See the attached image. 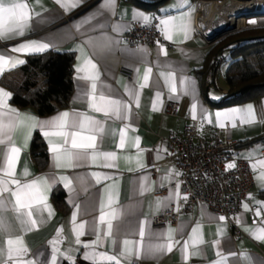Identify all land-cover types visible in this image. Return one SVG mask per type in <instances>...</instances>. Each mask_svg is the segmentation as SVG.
<instances>
[{
    "label": "crops",
    "instance_id": "1",
    "mask_svg": "<svg viewBox=\"0 0 264 264\" xmlns=\"http://www.w3.org/2000/svg\"><path fill=\"white\" fill-rule=\"evenodd\" d=\"M197 1L169 0L155 11L146 7L147 4H154L155 0H115L111 9L104 7L105 0H79L74 8H66L62 4L75 3L77 0H60V3L57 0H9L27 4L30 20L23 36L9 34L6 38H0V55L26 62L29 56L52 50L75 54L74 93L68 108L47 117H39L31 108L18 109L12 105L11 98L7 101L9 107L22 116L27 114L39 121L52 119L63 112L92 116L103 127V131L96 133L95 151L115 153L116 158L106 161L103 156H98L93 161L89 150L88 157L74 161V166L57 168L49 138L43 135L39 127L31 129L26 143L28 130L19 128L14 131L12 139L21 148L16 176L22 181L49 178L51 187L46 193V202L51 208V215L47 209L40 211L43 205H34L33 219L37 223L30 226L27 217L21 215L18 219L11 203H8L0 211V216L9 226L8 231L0 233V249L6 248L9 236L21 237L28 248L24 259L34 261V264H51L52 242L57 241V264H93L84 259V253L92 251L84 245L96 241L98 231L100 242L95 248L96 252L115 254L118 248H123L125 239L136 242L139 255L121 258V264H217L221 256L227 258L226 264H264V241L256 239L252 232L246 230L264 228V180H261V174H264V97L219 107L214 103L224 98L228 92L227 84L216 90H213L214 86L208 87L207 97L203 94L196 71L205 65L211 45L197 34L200 29L207 36L200 26ZM138 14H143L150 20L146 22ZM156 16L163 36L162 42L134 47L124 43L122 36L129 30L132 22L151 23ZM170 18H175L177 27L172 32V38L168 39L162 30L161 21ZM185 24L189 28L187 38L179 30ZM236 24L237 28L264 26V14L242 17ZM29 42L46 43L49 47L42 52L12 51ZM88 59L96 65L95 71L99 73V80L96 81L98 93L103 91L128 104L126 118L105 116L89 107L87 93L91 90V82L81 77L93 70L87 68L86 71H77L78 68H85V61ZM23 64L6 68L0 73V79L6 72ZM120 68L133 72V78L129 79L121 74ZM147 68H151L152 73L148 85L141 89L139 84L143 82ZM168 73L174 75V93L169 89V84L173 81L165 79ZM185 79L190 84L181 82ZM129 88L138 91V104L130 97ZM0 89L10 92L1 84ZM168 102L180 104L178 117L164 114ZM193 103L197 105L196 119L192 117ZM248 105H252L255 115L252 122L243 123L239 118L235 121L221 118L217 122L215 113L233 108L245 109ZM204 115L208 119H204ZM220 124L224 126L221 127ZM189 125L196 126L198 136L206 140L215 136L233 140L236 143L234 155L251 165L254 186L241 210L230 220L212 212L205 205H199L192 213L181 216L177 224L155 227L153 217L165 212L181 199L180 192L178 197L174 196L177 188H170L176 180L178 167L167 150L166 138L171 133L182 135ZM121 129L126 131L125 145L122 148L119 147ZM36 132L42 135L50 156L48 168L42 172L31 154V142ZM136 137L140 140L139 148L134 146ZM51 139L59 142L56 137ZM4 152L5 148L0 146V160L3 159ZM105 164L112 166L106 167ZM25 171L28 173L26 176L23 175ZM93 173L100 174L99 182ZM61 177L71 181V188L65 187V181ZM56 188H62L65 192V201L69 206L67 215L60 214L53 201L52 195ZM160 189H165V194L154 196V191ZM109 197L111 204L108 202ZM158 201L162 203L158 204ZM102 202L104 213H115L111 238L104 235L107 231L106 224L99 223ZM257 212L260 214L257 215ZM74 213L75 224L72 221ZM220 217L224 219L220 220ZM108 218L106 216V220ZM81 222H86L85 234L80 237L81 243L77 244L73 228ZM197 226L204 243L197 245L199 255L190 254L185 260L183 244L189 241L193 228ZM141 227L144 229L143 238L139 235ZM170 230L175 242L172 250L149 253L148 247L164 243ZM112 240L116 241L115 245ZM189 244L191 253L193 248L190 241ZM218 252L221 256L217 255ZM0 264H11L7 261L6 253L0 255Z\"/></svg>",
    "mask_w": 264,
    "mask_h": 264
},
{
    "label": "snow or ice",
    "instance_id": "2",
    "mask_svg": "<svg viewBox=\"0 0 264 264\" xmlns=\"http://www.w3.org/2000/svg\"><path fill=\"white\" fill-rule=\"evenodd\" d=\"M38 2V0H37ZM60 3V0H57ZM77 2L71 4H62L66 8H74L77 6ZM115 0H105L104 7L111 9L114 7ZM140 15V18L144 21H149L150 18ZM175 18H170L161 21L163 25V32L166 38H172V32L176 30L174 23ZM30 20L29 7L25 3L21 2H9V0H0V38H6L9 34H15L23 36L25 30L28 28V22ZM183 32L185 38L188 37L189 28L188 26L181 25L179 28ZM49 47L46 43L29 42L21 44L19 47L12 49L16 53L25 52H42ZM163 51V49H161ZM166 54V53H165ZM25 61L17 59L12 56L0 55V73H3L6 68H14L19 64H23ZM87 68L93 71L89 74L81 77L82 79L90 81V92L87 93L89 107L95 112H102L105 116H115L117 119H124L129 111V105L124 103L122 100L114 99L109 95H106L103 91L98 93L97 83L99 80V73L96 70V65L92 63L90 59L85 61V68H78L77 71H86ZM152 73L151 68L145 70L143 76V82L139 84V88H144L148 85L150 76ZM161 75H164L163 73ZM166 81H173L169 84L170 92H175L176 87L174 83V75L168 73L165 77ZM182 83L190 84L187 79L181 81ZM128 93L130 97L135 99L136 103H139L138 91L134 88H129ZM160 93H157L159 97ZM11 98V93L0 89V146L5 148L3 159L0 160V211H3L8 203H11L13 210L17 214V218L21 215L27 217V223L30 226H34L37 223L36 219H33V206L43 205L44 209H47L49 215H51V208L47 204V191L50 189L51 184L48 177H39L30 181H22L16 176V164L19 159L21 148L16 145L12 139V133L19 128H25L28 130V134L25 136V143L28 139L31 129L39 127L43 131V135L49 138L50 150L54 156L55 167H72L74 161L86 158L91 150V159L95 161L98 156L108 160H114L116 158L115 153H98L96 149V133L103 131V127L100 121L96 120L92 116L84 113H77L70 115L68 112L60 113L58 116L44 121H39L35 117L30 115H21L15 109L9 107L7 101ZM192 117L196 119L197 105L192 104ZM217 122L221 118L231 119L235 121L239 118L243 123H250L255 119L252 105H248L245 109L233 108L225 112L215 113ZM204 119H208L207 115H204ZM209 122H211L209 120ZM223 127V124H220ZM235 126V123H233ZM87 133V134H85ZM52 137L58 138L59 142H53ZM126 139L125 129L120 130V144L119 147H124ZM140 140L139 137L134 139V146L139 148ZM131 159V158H126ZM104 166L110 167L111 164H105ZM142 166V165H141ZM228 168L235 167L234 164L230 163L227 165ZM23 175H28L27 171ZM97 178V182L100 180L99 173H93ZM107 178V177H105ZM61 180L65 181V187L71 188V181L66 177H61ZM261 180H264V174H261ZM177 185V191L174 196H179ZM7 194V195H6ZM172 197H170L171 199ZM187 197H185L186 199ZM109 204L112 200L109 197ZM162 203L160 201L157 202ZM247 208V205H245ZM260 213L257 212V215ZM106 216L109 218L106 220ZM112 219H115V213H104V204L101 203V215L99 217V223L101 225L106 224L107 231L104 233L107 237H112L113 224ZM223 220L224 217H220ZM76 213L73 214L72 221L75 224ZM24 221H22L23 223ZM86 222H81L75 225L73 231L76 235V243L80 244V237L85 234ZM9 230V226L5 223L2 216H0V233H4ZM199 226L193 228L192 235L189 237L191 247L193 251L189 253V241H185L182 247L184 253V259L187 260L189 255H199L197 245L203 244L204 240L201 235L198 234ZM254 235L258 240L264 241V228L246 229ZM139 235L141 238L144 236L143 227L140 228ZM100 242V234L97 231V239L92 244H85V248H91L92 251L84 253V259L90 260L93 264H121V258H129L132 255H139L136 248V242L125 239L123 241V248L117 249L115 254H108V252H96L95 248ZM174 240L172 236V230L164 243L157 245H150L148 247L149 253L161 252L164 250L171 251L174 246ZM218 244V242H216ZM57 241L52 242V257L51 264H57V254L59 249L56 247ZM112 244L115 245L116 241L112 240ZM6 253L7 261L11 264H34V261L24 259L28 254V248L24 245L21 237H11L6 239V248L0 249V255ZM218 256L221 254L218 252ZM233 255H235L233 253ZM226 257L221 256V259L217 264H226Z\"/></svg>",
    "mask_w": 264,
    "mask_h": 264
},
{
    "label": "trees",
    "instance_id": "3",
    "mask_svg": "<svg viewBox=\"0 0 264 264\" xmlns=\"http://www.w3.org/2000/svg\"><path fill=\"white\" fill-rule=\"evenodd\" d=\"M168 1L155 0L154 4H147L146 7L158 11ZM226 53L230 59L225 71L228 92L214 105L224 107L264 97V26L243 28L225 35L210 46L205 65L196 71L206 97L207 88L215 85L223 64L219 58H224ZM74 63V52L52 50L32 55L23 65L6 72L0 84L11 92L12 105L18 109L31 108L39 117H47L69 107L74 93ZM31 154L39 171L48 168L50 156L39 132L33 136ZM52 198L60 214L67 215L69 206L64 190L56 188Z\"/></svg>",
    "mask_w": 264,
    "mask_h": 264
},
{
    "label": "built area",
    "instance_id": "4",
    "mask_svg": "<svg viewBox=\"0 0 264 264\" xmlns=\"http://www.w3.org/2000/svg\"><path fill=\"white\" fill-rule=\"evenodd\" d=\"M210 3L214 2L198 0V12L201 6ZM197 34L202 36L208 45L215 43L209 42L200 29ZM122 40L131 47L162 42L158 17L151 23L132 22ZM219 59L221 61L223 57ZM119 72L129 79L133 78V72L129 70L120 68ZM179 113V103L166 104L165 115L176 118ZM166 144L178 167L176 180L170 188H177L178 185L181 199L165 212L153 217L155 227L177 224L181 216L192 213L199 205L207 206L209 210L228 220L241 210L254 186V179L250 163L234 155L236 143L233 140L220 136L206 140L198 136L196 126L189 125L182 135L171 133L166 138ZM230 163L235 167L228 168ZM165 192V189L155 190L153 195L159 196Z\"/></svg>",
    "mask_w": 264,
    "mask_h": 264
},
{
    "label": "bare ground",
    "instance_id": "5",
    "mask_svg": "<svg viewBox=\"0 0 264 264\" xmlns=\"http://www.w3.org/2000/svg\"><path fill=\"white\" fill-rule=\"evenodd\" d=\"M259 6L264 11L262 0H253L250 3L225 0L220 3L204 4L199 9L201 29L207 34L206 37H209L228 28H236L237 20L245 17L244 13L257 11Z\"/></svg>",
    "mask_w": 264,
    "mask_h": 264
},
{
    "label": "rangeland",
    "instance_id": "6",
    "mask_svg": "<svg viewBox=\"0 0 264 264\" xmlns=\"http://www.w3.org/2000/svg\"><path fill=\"white\" fill-rule=\"evenodd\" d=\"M203 1V0H202ZM222 1H225V0H222ZM222 1H216V2H222ZM234 1H237V2H241V3H246V2H248V1H241V0H234ZM207 2H210V1H207ZM252 25H250V26H247V27H245V28H249V27H251ZM236 28H237V24H236ZM241 30V29H240ZM236 32V31H235ZM231 33H234V32H230V33H228V34H231ZM227 34V35H228ZM225 57L221 60V61H223V64H222V66H221V68H220V70H219V72H218V74H217V76H216V83H215V85H214V88H213V90H216L217 88H222V86H224V84L226 85V80H225V71H226V69H227V67H228V65H229V62H230V59H229V55H228V53H226L225 55H224ZM221 57H223V56H220V58ZM220 60V59H219Z\"/></svg>",
    "mask_w": 264,
    "mask_h": 264
},
{
    "label": "water",
    "instance_id": "7",
    "mask_svg": "<svg viewBox=\"0 0 264 264\" xmlns=\"http://www.w3.org/2000/svg\"><path fill=\"white\" fill-rule=\"evenodd\" d=\"M249 1H251V0H249ZM244 14H245L244 16L252 17V16H255V15L264 14V11H262L261 7L259 6L257 11L248 12V13H244ZM240 29H243V28H228L225 31H222V32H219V33H217V34H215L213 36L207 37V39H208L209 42L214 43V42H217L218 40H220L222 37H224L228 33L235 32V31H238Z\"/></svg>",
    "mask_w": 264,
    "mask_h": 264
}]
</instances>
